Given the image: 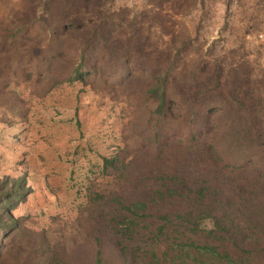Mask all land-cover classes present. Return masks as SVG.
Listing matches in <instances>:
<instances>
[{"label":"rangeland","instance_id":"rangeland-1","mask_svg":"<svg viewBox=\"0 0 264 264\" xmlns=\"http://www.w3.org/2000/svg\"><path fill=\"white\" fill-rule=\"evenodd\" d=\"M18 180L0 264H264V0H0V188ZM135 203L154 216L124 230ZM193 212L230 235L172 222Z\"/></svg>","mask_w":264,"mask_h":264},{"label":"trees","instance_id":"trees-1","mask_svg":"<svg viewBox=\"0 0 264 264\" xmlns=\"http://www.w3.org/2000/svg\"><path fill=\"white\" fill-rule=\"evenodd\" d=\"M163 82H160L157 86H155L153 89L150 90L149 94L151 96V98L157 100L159 102V107L160 109L163 108L164 104H165V84H164V80H162ZM105 166L108 165H113V161H111L110 159H104L103 160ZM25 183L23 182V180H18L16 182H13V184L11 185V188H13L15 191L14 193H10L5 191V187H3L1 185L0 188V229L5 230L6 228H10L11 226H13L14 224L12 223V215H11V211L14 210L17 206V204L19 203V201L23 202L25 200L24 197V187ZM23 190H21V189ZM4 190V192H3ZM2 192V193H1ZM207 190H202L201 193L202 195L200 196V198L204 199V194L206 193ZM161 197H164L163 195H161ZM155 198V197H154ZM152 200L151 205L153 206H159L160 202L158 200ZM149 205L147 203H135L134 205H129L127 207H121L119 209V211H117L116 213H118L115 216V220L116 219H120L122 218V221L120 222V225H122L123 227H125L124 230H129L131 231L135 226L139 225V221L140 220H149L148 217L154 216L153 214L149 213L148 210ZM210 209V208H209ZM203 215H202V214ZM200 214H198L197 216L200 217H195L194 216V212L193 213H189V214H178L176 213V215H174V218L172 220V222L174 224H179L181 223L183 220H185V222H188V220H190L192 222V224H198L201 220L203 219H212L214 222V226L221 229L225 234H229V231L226 227L221 226V222L219 221L218 218H213L211 216V214L209 212H201ZM188 215H190L192 218L188 217ZM202 215V217H201ZM161 219H154L157 220L159 225V229L158 231H156V235L155 237L158 235L157 234H161V232L165 229V227L167 226V224L170 222L169 221V215L168 214H162L159 215ZM190 218V219H189ZM148 228V227H147ZM199 252H205V251H210L209 250V246H207L206 248H198ZM210 254H215L214 250L211 249ZM203 255V254H202ZM152 256L153 258L156 256L155 252H152ZM190 258L192 259L193 257L191 256V253L189 251H185L183 254V259L185 258ZM152 258V259H153ZM194 260H197L194 258ZM230 264H238L237 262H229ZM98 264H101V260H98Z\"/></svg>","mask_w":264,"mask_h":264}]
</instances>
